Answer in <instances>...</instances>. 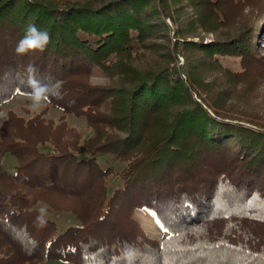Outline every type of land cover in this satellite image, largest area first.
I'll list each match as a JSON object with an SVG mask.
<instances>
[{"label":"trees","instance_id":"16d2710c","mask_svg":"<svg viewBox=\"0 0 264 264\" xmlns=\"http://www.w3.org/2000/svg\"><path fill=\"white\" fill-rule=\"evenodd\" d=\"M30 24L51 41L18 55ZM259 34L264 0H0V105L44 88L93 130L7 112L0 264H264ZM95 71L108 80L93 83ZM102 156L123 163L111 191ZM38 202L79 223L57 232ZM137 209L168 229L160 240Z\"/></svg>","mask_w":264,"mask_h":264},{"label":"rangeland","instance_id":"374dc122","mask_svg":"<svg viewBox=\"0 0 264 264\" xmlns=\"http://www.w3.org/2000/svg\"><path fill=\"white\" fill-rule=\"evenodd\" d=\"M172 35V34H171ZM214 33L207 32L201 30L199 35L195 37V39H199L203 42L208 41L212 38ZM260 35V34H259ZM262 41H264V34L260 35ZM262 53L264 55V43H262ZM178 64H182L184 62L183 56L181 54H177ZM90 80L93 83H105L108 78L104 75L103 72L95 71L91 76ZM260 94H262V89L260 90ZM31 94H25L17 92L11 98H9L6 102L0 105V123L6 119L7 112L9 110L22 115L23 117L27 118L32 116L37 112H44V117L46 120H52L54 123H57L60 119H63L68 126L74 127L76 129L83 130L84 134L83 137H87L93 133V130L90 127L86 126L85 118L81 115H77L74 113H64L59 107L53 106L47 99L42 101V106L38 109H33L32 107V100ZM257 101H262V99L257 98ZM41 149H47V145L40 146ZM101 159H107V164L111 166L112 171L107 176L106 182L108 185V190L111 191L113 188H116L121 184L119 172L122 168L123 163L117 161L108 156H102ZM16 159L13 154L5 153L1 157V166L2 169L13 173L15 169ZM36 206L40 208H44L46 213L44 214L48 218L55 221L57 232H60L69 225H76L79 223L76 215L66 211H56L49 207L45 202H38ZM134 216L138 220L139 224L141 225L144 232L158 240L161 239V235L163 233L162 228L160 227L158 221L153 216L152 212L148 209H137L134 211ZM43 261V264H71L68 261L60 260V259H46Z\"/></svg>","mask_w":264,"mask_h":264},{"label":"clouds","instance_id":"9594fccd","mask_svg":"<svg viewBox=\"0 0 264 264\" xmlns=\"http://www.w3.org/2000/svg\"><path fill=\"white\" fill-rule=\"evenodd\" d=\"M51 41L50 33L45 29H38L34 24H30L26 27L25 34L18 41L15 52L18 55H25L30 51H44L47 45ZM29 71H34L32 66H29ZM46 90L44 88H35L31 94L32 107L33 109H38L42 106V101L46 100L47 97L45 95ZM40 216L37 217L41 223H43V215L46 213L44 208L39 209Z\"/></svg>","mask_w":264,"mask_h":264},{"label":"snow or ice","instance_id":"6c2138e0","mask_svg":"<svg viewBox=\"0 0 264 264\" xmlns=\"http://www.w3.org/2000/svg\"><path fill=\"white\" fill-rule=\"evenodd\" d=\"M161 227H162V229L164 230V231H168V229L165 227V226H163V225H161ZM170 238V237H169ZM165 245H161V247H164Z\"/></svg>","mask_w":264,"mask_h":264}]
</instances>
